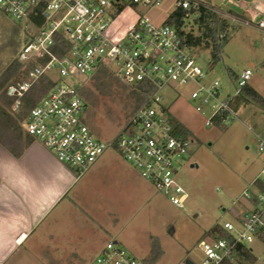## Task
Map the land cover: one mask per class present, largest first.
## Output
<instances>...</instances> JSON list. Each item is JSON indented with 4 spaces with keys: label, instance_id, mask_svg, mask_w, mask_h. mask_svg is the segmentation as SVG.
I'll return each mask as SVG.
<instances>
[{
    "label": "built area",
    "instance_id": "obj_1",
    "mask_svg": "<svg viewBox=\"0 0 264 264\" xmlns=\"http://www.w3.org/2000/svg\"><path fill=\"white\" fill-rule=\"evenodd\" d=\"M162 0H0V11L24 24L27 41L18 52L20 77L7 87L15 98L12 113L22 115L27 136L39 142L56 160L78 177L88 173L109 150L123 159L154 189L183 209L189 194L177 179L193 141L184 138L163 105V92L193 84L191 99L197 112L208 115L206 126L239 120L234 101L243 97L255 72L245 69L234 80L228 94L219 79L209 80L207 67L199 63L197 47L188 42L187 16L181 32L175 25H156L136 14L126 31L115 26L125 8L160 6ZM197 12L203 7L221 12L203 0H176V7ZM264 33V17L245 21ZM100 66L113 68L115 75L134 89L151 90L119 135L110 142L94 137L86 124L87 104L81 97L80 79L95 74ZM42 78L53 84L46 95L27 109L25 95ZM207 108V110H205ZM262 169L254 180V191L243 196L254 209L236 213L235 222L222 229L229 239L211 233L199 243L203 259L199 264H236L237 246L254 254L253 246L264 248V138L257 136ZM88 264H143L117 241H110ZM264 264V261H263Z\"/></svg>",
    "mask_w": 264,
    "mask_h": 264
},
{
    "label": "rangeland",
    "instance_id": "obj_2",
    "mask_svg": "<svg viewBox=\"0 0 264 264\" xmlns=\"http://www.w3.org/2000/svg\"><path fill=\"white\" fill-rule=\"evenodd\" d=\"M209 4L213 0H203ZM251 1V0H247ZM125 8L120 16L123 27L139 16L149 17L156 25L166 22L175 10L176 0H162L160 6L143 5ZM229 25L228 42L217 63L209 51L197 47L199 63L209 69V80L219 79L228 94L233 83L245 69L255 72L250 87L264 98V33L243 21ZM186 30L199 35L194 17L187 21ZM128 25V26H127ZM127 26V27H126ZM24 24L18 23L0 11V76L15 61L27 41ZM118 81L101 91L94 86L93 76L82 77L81 97L87 104L84 119L94 137L113 141L133 114L138 98L134 88L125 84L109 68ZM227 69L232 75L228 74ZM20 77V70L6 88ZM193 84L163 92V105L174 125L181 124L193 141L185 162L178 168L177 179L189 198L184 208L175 207L170 200L128 164L114 148L115 154L132 170L134 186L110 182L109 176L89 179L90 173L79 177L72 194V206L52 217L56 233L38 241H31L30 252L17 264H88L110 241H117L143 264H199L203 253L199 243L209 240L216 225L235 222V214L254 209V204L243 196L254 191L253 181L262 169V156L257 151V136L264 138V108L253 101H234L239 120L233 123H215L206 126V117L196 110L191 99ZM82 91L87 98H84ZM207 110V108H205ZM10 113L19 119L22 115ZM255 264H263L264 248L253 246ZM15 262V260H14Z\"/></svg>",
    "mask_w": 264,
    "mask_h": 264
},
{
    "label": "crops",
    "instance_id": "obj_3",
    "mask_svg": "<svg viewBox=\"0 0 264 264\" xmlns=\"http://www.w3.org/2000/svg\"><path fill=\"white\" fill-rule=\"evenodd\" d=\"M213 2L218 7L211 4L234 23L256 22L264 17V0ZM115 26L121 31L127 30L119 19ZM227 71L232 75L229 69ZM89 173V179L96 181L102 175L109 176L115 189V185H121L120 180L122 186L127 183L134 186L132 170L112 153H105ZM79 181L71 168L59 163L51 152L25 132L18 154L0 143V264L19 263L20 258L30 252L31 241L56 233L51 226L52 217H58L72 206V194Z\"/></svg>",
    "mask_w": 264,
    "mask_h": 264
},
{
    "label": "trees",
    "instance_id": "obj_4",
    "mask_svg": "<svg viewBox=\"0 0 264 264\" xmlns=\"http://www.w3.org/2000/svg\"><path fill=\"white\" fill-rule=\"evenodd\" d=\"M188 15L194 17L195 24L199 27L198 36H194L193 34L188 35L189 44L208 50L213 63H217L222 49L228 42L229 25L227 21L218 13L212 12L205 7L197 12L177 7L168 16L165 23L175 25L181 32V28L185 25ZM20 67V64L15 61L0 76V143L15 154H18L20 151L23 131L20 125L21 119L12 115L9 111L15 98L7 95L6 85L13 77H15V74L20 70ZM93 81L94 86L103 92L107 87L112 86V81L118 80L112 71H110L109 67L100 66L93 76ZM52 85L53 84L48 78H42L37 84H35L25 95V101L27 102L26 108L30 109L37 104L50 90ZM144 88L145 87L141 85L138 88H135L131 93L138 98L137 105L132 109L133 114L148 99L151 92V90L144 91ZM82 95L84 98H87V95H85L83 91ZM240 99L244 102H248L249 100L253 101L264 108V98L253 90L250 85L243 90V97ZM175 128L184 138H189V132L183 125L178 123L175 125ZM211 232L219 233L222 237L227 239L230 238V236L222 229L221 225H216ZM235 259L236 264H255L257 262L256 255L243 245L237 246Z\"/></svg>",
    "mask_w": 264,
    "mask_h": 264
}]
</instances>
